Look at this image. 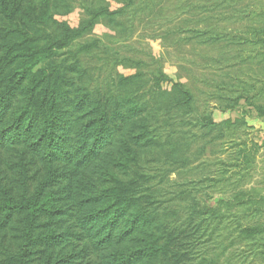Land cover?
<instances>
[{"label":"trees","instance_id":"1","mask_svg":"<svg viewBox=\"0 0 264 264\" xmlns=\"http://www.w3.org/2000/svg\"><path fill=\"white\" fill-rule=\"evenodd\" d=\"M12 1L18 4L0 0V12ZM167 1L83 0L77 26L58 18L75 10L71 0L63 11L49 0L40 25L6 14L0 149L9 159L0 153V264H234L243 248V264H264L258 146L245 141L246 119L216 122L210 111L211 102L224 108L242 98L229 95L248 86L247 72L264 80V0L177 6L178 23L166 37L206 48L201 83L166 82L154 62L116 49L128 37L114 45L107 35L86 38L98 24L109 36H133L165 16ZM39 33L48 55L40 60L44 51H32ZM244 99L264 112V100ZM188 166L200 175L170 179ZM157 171L173 188L152 185ZM158 214L167 218L159 225Z\"/></svg>","mask_w":264,"mask_h":264},{"label":"rangeland","instance_id":"2","mask_svg":"<svg viewBox=\"0 0 264 264\" xmlns=\"http://www.w3.org/2000/svg\"><path fill=\"white\" fill-rule=\"evenodd\" d=\"M74 2V5L76 6L74 11L67 15V16H59L58 18L60 20H67L71 26H77L80 19V14L82 12L81 2L83 0H71ZM88 1H95L97 3L98 0H88ZM199 2L200 0H195ZM258 1V0H256ZM263 1V0H259ZM21 0H18V4L15 6V1L10 2L6 8V14H11L12 17L28 21L31 20L35 22L36 24H43L44 19L46 17V4L49 2V0H25V5L19 8ZM248 0H242L241 3H239L240 6L244 7L249 3ZM183 0H169L167 1L166 10H165V16L162 19H158L157 21L155 19L152 20L150 24H146L145 26H138L136 29V32L133 34H130V36H127L128 34L122 33L119 35L122 36L121 38L119 35L116 37L109 36L111 31L104 25V24H98L94 31H92L89 35L86 36V38L90 37H98L103 38L105 37H111V43L114 45L115 40H120L126 38L125 42L126 44L120 45L121 42L118 43L119 46H123L122 48H116L120 50L121 53L126 55H133L135 54L136 57L142 58L144 61L152 63L154 62L156 69L160 68L162 71V76H164L162 79H169L166 82H169L170 80L176 81L180 80L182 82H187L190 84L191 82L197 81L198 83H201V79H205L206 77L202 74L201 66H204V57L201 58L202 54L205 52L206 48L202 47L199 42H189V41H182L175 43V40L177 39V36L172 37H166L168 36V30L170 29V26L173 24H177V16L179 11H177V6L183 4ZM38 4V5H36ZM57 8L60 11H63V8L65 7V4L68 5V0H56ZM256 4V3H255ZM16 7V8H15ZM113 8H117L118 5L116 3H112ZM260 5H258L259 9ZM178 13H175V12ZM14 12V14H13ZM6 14H3L0 12V25H10L11 20L5 18ZM171 19V21H169ZM40 25V24H39ZM189 25H195L194 23H189ZM226 25V24H225ZM245 26V25H244ZM243 26V27H244ZM202 27V26H201ZM244 29V28H243ZM114 33V32H113ZM175 35V34H173ZM38 37L41 38L40 44L36 47L32 48V51L38 50V51H44V43L43 36L41 33L38 34ZM182 39H185L182 38ZM106 41H108L106 39ZM81 41V43H83ZM173 43V44H172ZM248 50V49H246ZM48 58L47 52H43L38 59L42 58ZM192 61V62H190ZM46 63H49L46 59ZM44 67V64H42ZM159 66V67H158ZM40 67V66H38ZM156 69H153L154 71ZM187 70V71H185ZM119 71L130 74L133 73V69H125L123 67H119ZM154 71L148 70L149 75L154 74ZM256 70H252L247 72L246 74L253 77L252 79H245L247 81V85L245 88L240 89L236 88L234 92H232L229 96L234 98L237 96H242V98L239 99L237 103L231 102L229 104L230 107H219L216 106L213 102L210 103V111L212 113V116L216 122H222L224 120L230 119L235 120L238 118H244L247 120V124L249 127L247 128V131L245 132L246 135H248V138H245V141L248 140V142L251 143V147L254 145L258 146V149L255 153L257 159V167L254 169V177H257L261 179L262 175L264 174V112H259L254 106L247 103L244 99V95H248L249 98L254 101V103L263 102L264 100V80H262L260 77L261 75H258ZM91 74L96 73L98 74V71H91ZM209 78L210 75L207 74ZM221 77H215L216 82L220 81ZM256 80V81H254ZM147 82V80L145 79ZM212 83V82H211ZM143 84V83H141ZM213 85V83H212ZM254 85V88L252 87ZM252 87V88H251ZM246 90H251L250 93H248ZM245 91V92H244ZM264 111V108L262 109ZM154 150L158 151L159 155L161 153V150L159 148H155ZM154 150L148 151L147 158L153 159L152 157H156L157 152L153 153ZM0 153L2 154V158L6 159V157L9 159V154L6 153L3 150L0 149ZM161 157V155H160ZM3 159V160H4ZM42 164H39L41 167ZM152 166H158L155 163H151ZM192 168L188 166L184 170H179L178 172H172L170 175V179H184V178H193L198 175H200L201 170H191ZM101 169H98L97 171H100ZM102 172V170H101ZM117 177L119 179L124 178V175L120 172L116 173ZM153 175V186L156 187V184L158 185H164L165 188H171L172 184L168 185V181L163 178V172L159 174V172H155ZM101 176L106 177V179L109 178V176H105V174H101ZM161 180L159 181V179ZM164 183V184H163ZM149 182L147 183V185ZM255 186V185H254ZM163 186H161L162 188ZM256 187H259V185H256ZM173 188V187H172ZM162 190V192H164ZM262 193H264V190H261ZM160 192V193H162ZM169 199L166 201L164 199L165 205H171L174 203L169 204ZM160 217L156 219L159 223H164V221L167 219L166 215L164 214H158ZM156 231H153V234H155ZM240 247V245H238ZM241 250V249H240ZM242 251V252H241ZM241 251H238L239 254L242 253V255H237L236 258L233 260V263L235 264H243V261L248 258V255L246 253L245 248H243ZM249 259V258H248ZM247 264V262H244Z\"/></svg>","mask_w":264,"mask_h":264}]
</instances>
